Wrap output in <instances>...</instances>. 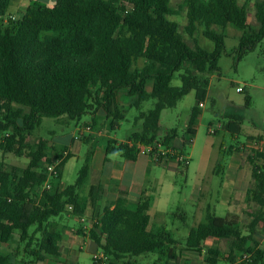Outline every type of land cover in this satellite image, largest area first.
I'll list each match as a JSON object with an SVG mask.
<instances>
[{"label":"trees","instance_id":"trees-1","mask_svg":"<svg viewBox=\"0 0 264 264\" xmlns=\"http://www.w3.org/2000/svg\"><path fill=\"white\" fill-rule=\"evenodd\" d=\"M23 1L29 6L20 20L0 22V150L29 158L25 168L0 163V242L16 245L8 252L0 248V264H36L60 256L63 234L54 219L69 207H73V215H82L88 206L95 208L102 196L101 186L93 187L87 198L79 194L91 152L75 183L62 189L54 182L51 189L42 190L48 179L44 165L53 162L49 143L40 139L30 144L28 139L44 117L80 121L102 109L115 131L127 114L118 105L116 94L127 91L130 108L139 112L134 125L141 123V128L118 147L115 140H109L107 152H121L135 160L139 146L161 140L183 154L186 143L174 146L176 129L160 137L161 115L194 90L197 101L204 102L209 81L199 83L195 73L219 71L225 51V35L219 31L228 26L242 31L235 49L237 62L264 41V0L255 3L258 26L250 23L247 6L240 0H182L176 8L171 0H56L53 6ZM10 4L11 0H0V16H7ZM184 12V31L193 45L179 22L171 19ZM200 30L214 43L213 51L197 43L195 35ZM140 60L143 67L138 66ZM176 74L180 86L172 85ZM149 83L153 84L151 91ZM148 101H153V108L143 111ZM246 103L250 105L249 97ZM201 114L198 104L188 125L191 139ZM60 157L57 152V159ZM69 158L58 167L59 181ZM248 160L254 187L246 200L256 208L245 231L237 216L220 218L208 206L205 219L186 238L189 248L200 250L208 239L227 240L229 264L264 263V250L255 240L258 226L264 224V148L253 150ZM221 167L219 163L218 169ZM150 207L147 200L130 204L120 198L113 208L99 213L90 238L107 257V264H137V258L151 254L156 256L152 264H188L177 254L173 234L166 227L151 225ZM208 253L214 259L209 263L217 264L215 257L221 252L212 248ZM245 255L250 257L245 259Z\"/></svg>","mask_w":264,"mask_h":264},{"label":"rangeland","instance_id":"rangeland-1","mask_svg":"<svg viewBox=\"0 0 264 264\" xmlns=\"http://www.w3.org/2000/svg\"><path fill=\"white\" fill-rule=\"evenodd\" d=\"M257 1L262 0H240L241 4H246L250 23L254 26H258L255 19V3ZM181 2L182 0H171V6L176 8ZM38 3L53 6L56 0H39ZM24 5L29 6V2H24ZM9 14H14L16 21L22 17V13L14 5L10 7ZM9 14L6 18L7 23L12 21ZM171 19L179 22L181 31L185 34L188 43L193 45V39L188 37L184 31V26L187 24L185 12ZM219 32L225 35V51L219 60V71L208 75L195 73L199 83L208 79L209 84L205 86L207 97L203 102L204 106L201 108V117L194 126L195 135L192 136V140L187 134V129L192 110L199 104L195 90L184 97L175 108L164 110L160 122L161 135H165L172 129L177 130L179 136L176 138L174 145L182 147L186 142L184 154L190 158L188 169L178 177L176 198L173 200L174 205L171 208V213L176 214V218L170 217L166 225L173 232L174 238L180 241L181 245L177 246L176 249L178 255L191 264H208V260H214L208 256L207 252V249L211 246H215L221 251L218 264H229L226 261L229 250L226 240L206 243L202 248V252L194 251L186 246L185 242L190 230L205 218L203 210L199 220H194L192 213L195 211L196 205L201 206L207 203L216 205L217 200H223L221 197L218 199L220 177L212 173L220 158L221 148L226 154V158L234 155L236 164L239 165L240 182L237 183L236 188L230 189L228 192L232 191V205L235 207V211L241 215L242 228H246L249 221L248 214L254 209L253 205H246L247 191L252 187L253 181L251 177L252 164L248 160L249 155L253 153V148L250 146L253 142H257L254 140L257 136L264 134V41L258 45L254 52L247 54L240 62H237L235 49L238 48L242 31L228 26L225 30ZM195 39L205 50H214V43L206 38L201 30L196 33ZM172 85H181L179 74H176ZM237 87H242L244 91L238 93L236 91ZM248 97L250 98V105L246 103ZM152 108L153 101L145 102L142 106L143 111ZM138 113L137 109H130L126 115L127 119L121 123L120 128L115 131L109 129L112 136L119 139L127 138L134 129V118ZM235 114L240 116V121L234 120L233 115ZM231 122L235 123L236 132L239 129L241 130L239 135L234 136V134L220 126H230ZM209 128H212L216 133L209 134ZM73 129L74 123L70 126H64L59 123L58 119L44 117L41 126L29 137L28 143L34 144L40 139H44L58 150L56 144L60 145L62 143L59 138L65 134L70 135ZM54 148H50L49 151L51 158H54L55 155ZM83 161L84 154L73 161L66 172L65 182L67 185L75 183ZM0 163L6 166L25 168L29 163V158L26 155L19 157L0 150ZM202 182H209L213 186L212 191L200 193L199 186ZM221 194L223 193L221 192ZM192 200H197L196 205L191 203ZM216 213L218 217L223 218L226 211L218 208ZM184 215H187V219H183ZM95 246L93 244V250L86 247L80 251L76 248L75 253H64L58 257H50L46 262L36 264H93V254L101 251L96 250ZM15 247V244H2L0 242V248L3 251H12ZM155 258L156 256L153 254L143 256L137 258V264H152Z\"/></svg>","mask_w":264,"mask_h":264},{"label":"crops","instance_id":"crops-1","mask_svg":"<svg viewBox=\"0 0 264 264\" xmlns=\"http://www.w3.org/2000/svg\"><path fill=\"white\" fill-rule=\"evenodd\" d=\"M12 5H14V7L22 13V17L27 12L28 6L24 5L23 0H11L10 7ZM10 7L8 9L7 15L9 14ZM9 15L14 16V14ZM143 65L144 62L140 60L138 62V66L143 67ZM152 88L153 84L149 83L147 88L148 91H151ZM116 100L118 105L123 110H127V113L130 109H132L130 108L131 99L129 98L127 91L118 92L116 94ZM230 115L228 116L230 117ZM233 116L235 121H240L239 115L235 114ZM126 119L127 117L125 118V120ZM58 121L64 126H70L72 123H74V129L70 135L65 134L61 137L59 136V139L62 140V143L60 145L55 143L57 145L58 150L55 149L53 145L49 144V147L54 148L55 152L54 158L52 159H57V152L61 153V157L57 159L60 164L68 156H70L69 160L65 163L61 172V178L59 181L60 188L63 189L68 186L65 182L66 172L71 167L73 161L79 159L81 157V154H84L85 161V158L89 152H91V158L89 163L88 175L85 183L80 187L79 194L82 197L87 198L89 197L90 191L93 187L101 186L103 188L102 196L100 200L97 201L95 208H93L92 206H88L84 214L82 215H73V209L71 210L68 208L66 213L54 219V222L57 226V230L63 234V240L60 244V255H63L64 253H75L76 248H78L80 251L84 250V248L86 247L93 250V244L95 243L90 238V232L94 228L95 222L99 217V213H101L105 208L109 206L113 208L117 200H119L120 198H125L130 204H138L146 200L149 201L151 203V207L148 214L151 217V225L154 227L167 228L166 224L168 222V219L170 217L176 218V214L171 213V208L174 205L173 200L176 198V192L178 188V177L179 175H183L185 170H187L188 168L179 167L177 162H175L174 160L157 163L153 161L148 154L143 153L141 151L137 155L135 160H129L125 158L121 152L109 154L107 152L109 140H115L117 142L116 146L118 147L120 144L128 143V137L125 139H119L117 137L112 136V134L109 132V129H111V120L107 118L106 113L102 109H98L96 111L94 110L88 113L80 121H71L67 118H61ZM234 122H231L232 124L230 126H220L226 131H229L234 134V136L239 135L241 133V130L239 129V131L236 132V125ZM87 127H91V131H84L82 136H80V131ZM140 128L141 123H138L136 126L134 125L133 131H137ZM133 131H131V133ZM164 136L165 135H161L160 133L161 138H163ZM261 136H264V134L257 136V138ZM257 138H255L254 140L257 141ZM257 142H260L262 148H264V139ZM219 154L220 158L215 164L212 173L213 175L220 177L221 182L219 185L220 192L218 193V199H220L221 197L223 198V200H217L216 205L207 203L202 204L201 206L196 205L197 200H192L191 203L196 205V209L192 213V218L194 220H199L202 214V210L205 212L206 215V210L208 206H210L214 210L215 214H217L216 212L218 211V208H222V210L226 211L225 217L228 214L235 215L239 218L241 223V215L235 211V207L232 205V191L228 192V190L236 188L237 183L240 182L239 165L236 164L234 155L228 156L226 158V154H224V151L221 148ZM219 163H221L222 167L218 169ZM253 187L254 181H252V187L250 189H252ZM212 188L213 186L209 182H202V184L199 186V192L208 193L212 191ZM221 192L223 194H221ZM248 204L249 203H247L246 205ZM255 208L256 207L254 206V209ZM253 210H251L248 214V223L251 220L250 215ZM183 219H187V215H184ZM201 222L202 221H200L198 225ZM243 230L245 231V229ZM169 231L173 234L171 230ZM255 240L258 242L259 248L264 250L263 223L258 226V233L257 235H255ZM214 241L219 240H206L202 244L200 250L192 249L189 248L187 245L186 246L194 251L202 252V248L206 245V243H212ZM177 242L178 244L176 245L175 249H177V246L181 245L179 240H177ZM95 247L96 250H98L97 246ZM212 248L217 247L211 246L207 249V252H209V250ZM217 249L219 250V248ZM95 254L96 253L93 254V257ZM220 257L221 255L215 258L217 264L219 262L218 259ZM207 262L208 264H210L209 261ZM187 263L191 264L189 262Z\"/></svg>","mask_w":264,"mask_h":264},{"label":"built area","instance_id":"built-area-1","mask_svg":"<svg viewBox=\"0 0 264 264\" xmlns=\"http://www.w3.org/2000/svg\"><path fill=\"white\" fill-rule=\"evenodd\" d=\"M12 21H16L15 16H9ZM7 17L6 16H0V22L3 21L4 23H7ZM236 91L238 93H242L244 89L242 87H237ZM204 106L203 103H199V107L202 108ZM84 131H91V127H87L83 130L80 131V136L84 133ZM216 132L212 129L209 128V134L213 135ZM190 137V135H189ZM3 138V135L0 134V139ZM190 140L191 137H190ZM186 143V142H185ZM253 148V150L257 151H262V146L260 142H253L250 146ZM140 151L143 153L148 154L151 159L157 163H161L164 161H169L173 160L171 159V156H176L177 158L174 160L177 162L178 166H189L190 164V158L186 156L184 153L183 154H178V151L174 150V147L171 145L170 147H167L163 144L162 141H156L154 144L149 145V146H140ZM60 163L57 159H53L52 163L46 162L44 165L45 171L48 175L47 181L44 183L42 190H49L53 187L54 182L59 183V172H58V167ZM69 209H73V207H69ZM250 256L245 255V259L249 258ZM94 263L95 264H107V257L104 255L102 251L99 253H96L93 257Z\"/></svg>","mask_w":264,"mask_h":264}]
</instances>
